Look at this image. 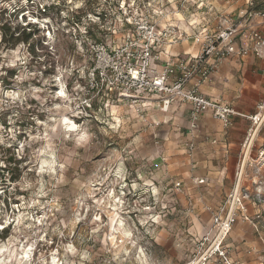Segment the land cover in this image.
I'll return each instance as SVG.
<instances>
[{"label":"rangeland","instance_id":"rangeland-1","mask_svg":"<svg viewBox=\"0 0 264 264\" xmlns=\"http://www.w3.org/2000/svg\"><path fill=\"white\" fill-rule=\"evenodd\" d=\"M245 6V0H0V264L190 260L210 204H224L227 191L209 190L213 180L192 176L202 163L185 152L181 115L91 89L90 44H122L136 21L158 29L191 23L196 30L184 33L192 43L236 24ZM262 122L248 120L241 131L242 149L253 151L245 186L262 195L252 203L264 217Z\"/></svg>","mask_w":264,"mask_h":264},{"label":"built area","instance_id":"built-area-1","mask_svg":"<svg viewBox=\"0 0 264 264\" xmlns=\"http://www.w3.org/2000/svg\"><path fill=\"white\" fill-rule=\"evenodd\" d=\"M241 15L246 20L253 17L264 19V11L251 10ZM131 23L134 32L127 34L122 44L113 47L103 42L90 44L93 66L89 68L87 78L91 89L106 90L108 98L128 100L139 106L152 98H157L161 104L180 99L193 106L189 115L192 131L197 128L201 114L208 110L225 129L230 128L232 116L237 113L225 103L207 99L200 93V87L230 57L242 58L251 53L263 56L264 30L247 33L244 23L240 22L214 33L196 36L195 41H201L197 56L168 61L158 70L151 67L152 61L160 60L156 49L182 43L190 37L173 25L158 29L151 21ZM263 113L264 92L257 113L250 116V120L254 124L263 123ZM189 149L193 151L194 146L190 145ZM241 179L240 173L225 203L214 214L212 228L196 243L197 250L189 264H207L213 260L217 264H237L231 260L225 240L238 220V213L259 229L261 216H249L246 203L252 199V194L241 187ZM257 200H261V194H257Z\"/></svg>","mask_w":264,"mask_h":264},{"label":"crops","instance_id":"crops-1","mask_svg":"<svg viewBox=\"0 0 264 264\" xmlns=\"http://www.w3.org/2000/svg\"><path fill=\"white\" fill-rule=\"evenodd\" d=\"M245 3L246 6L240 10L241 12L247 13L251 10L264 11V0H245ZM238 13L239 11L236 13V17H238ZM240 22L244 23V30L247 33L252 30H264V19L260 17L246 20L244 16H239L237 23ZM173 26L183 32L186 30L192 32V28L196 30V27H193L191 23L189 26L187 25V28L183 29L177 24ZM200 49L201 41L192 43L184 41L172 46L166 45L162 48H157L156 51L160 56V60L152 61L151 67L161 70L168 61L181 57L197 56ZM262 53L263 56L251 53L242 58L236 56L228 58L220 65L210 80L200 87V93L207 99L225 103L237 113V115L232 116V126L228 129H225L223 123L214 117L211 110H208L201 114L197 129L190 133L189 115L193 106L191 103L183 102L180 99L171 103L161 104L157 98H152L140 104L141 107L147 110L151 109V107H157L165 113L177 112V115H181L189 137L185 152L189 154L190 149L188 148L193 145L194 150L192 153L195 154L194 157L200 164L202 163V166L204 165L203 168L199 166L195 172L193 171L192 176L198 177L199 180L204 178L210 181L213 180V187L210 186L209 190L227 191L225 198L233 190L240 173L242 175L241 187L252 194L249 188L245 186V172L248 159L252 156L253 151L250 152L249 147L246 150L242 149L246 133L241 131V129H243L244 123L250 120V116L257 113V106L263 97L264 49ZM176 74L179 75L180 72ZM209 138L217 140V143L214 145L212 141L207 140ZM263 150L260 153H264ZM190 171L191 169L188 170L189 173ZM252 197L246 203L248 214L250 217L260 214L261 218L258 220L259 229H255L250 222L244 219L242 213H238V220L225 240V244L230 250V258L237 264H264V217L261 214L260 206L252 203V201L257 200V196ZM222 205V202L210 204L211 214L194 237L195 252L186 264L191 262L196 253V243L212 228L214 214L219 211Z\"/></svg>","mask_w":264,"mask_h":264},{"label":"bare ground","instance_id":"bare-ground-1","mask_svg":"<svg viewBox=\"0 0 264 264\" xmlns=\"http://www.w3.org/2000/svg\"><path fill=\"white\" fill-rule=\"evenodd\" d=\"M73 127H74V125H73Z\"/></svg>","mask_w":264,"mask_h":264}]
</instances>
